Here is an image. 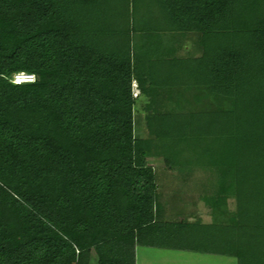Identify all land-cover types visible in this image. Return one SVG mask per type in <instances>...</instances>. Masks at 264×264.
I'll return each instance as SVG.
<instances>
[{"label": "trees", "instance_id": "obj_1", "mask_svg": "<svg viewBox=\"0 0 264 264\" xmlns=\"http://www.w3.org/2000/svg\"><path fill=\"white\" fill-rule=\"evenodd\" d=\"M148 158L209 223L164 219ZM136 245L264 264V0H0V264Z\"/></svg>", "mask_w": 264, "mask_h": 264}, {"label": "rangeland", "instance_id": "obj_2", "mask_svg": "<svg viewBox=\"0 0 264 264\" xmlns=\"http://www.w3.org/2000/svg\"><path fill=\"white\" fill-rule=\"evenodd\" d=\"M132 94L133 97L139 96L136 83L132 84ZM144 103L145 99L143 97L138 99L135 113V136L146 139L148 138V131L143 118L144 114L142 113ZM146 163L147 166L152 167L155 172V180L158 185V200L164 206V219L168 221H176L179 219L192 221L199 216L204 223H209L211 221L203 202L199 199L198 192L191 188L192 183L180 184L176 173L166 169L162 160L159 158H148ZM196 176L202 177L200 174H196ZM141 249H143V252L146 251V253L152 250L151 252L153 253H150L152 255L147 257L149 264H183L181 260L173 261V256H171V254L175 253V251L145 247ZM189 254L190 253H188V255ZM190 255L194 256L195 254ZM211 258L213 257L211 256ZM221 258L224 262L230 260L226 257Z\"/></svg>", "mask_w": 264, "mask_h": 264}, {"label": "crops", "instance_id": "obj_3", "mask_svg": "<svg viewBox=\"0 0 264 264\" xmlns=\"http://www.w3.org/2000/svg\"><path fill=\"white\" fill-rule=\"evenodd\" d=\"M150 248V249H159V250H168V251H175V253H172L171 256H173V261L181 260L183 264H237V261L233 257H227V256H221L216 254H203V253H194V252H188V251H180V250H172V249H163V248H154V247H147V246H140L136 245L134 248L135 253V264H149L147 261V257L151 256L153 253L152 250H149L148 253L146 251L143 252V249L141 248ZM195 254L193 255H188ZM181 255V257H180ZM184 255V256H183ZM211 256L213 258H211ZM221 257H226L230 260L224 262L221 260ZM235 261V262H234ZM138 262V263H137Z\"/></svg>", "mask_w": 264, "mask_h": 264}, {"label": "built area", "instance_id": "obj_4", "mask_svg": "<svg viewBox=\"0 0 264 264\" xmlns=\"http://www.w3.org/2000/svg\"><path fill=\"white\" fill-rule=\"evenodd\" d=\"M35 77L31 74L19 73L15 74L12 82L16 85L24 84V83H32L34 82Z\"/></svg>", "mask_w": 264, "mask_h": 264}]
</instances>
